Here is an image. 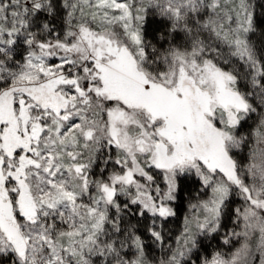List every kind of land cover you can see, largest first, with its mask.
<instances>
[{"label":"snow or ice","instance_id":"snow-or-ice-1","mask_svg":"<svg viewBox=\"0 0 264 264\" xmlns=\"http://www.w3.org/2000/svg\"><path fill=\"white\" fill-rule=\"evenodd\" d=\"M0 264H264V0H0Z\"/></svg>","mask_w":264,"mask_h":264}]
</instances>
